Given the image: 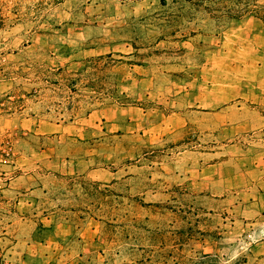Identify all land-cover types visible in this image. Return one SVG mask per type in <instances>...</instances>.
I'll list each match as a JSON object with an SVG mask.
<instances>
[{
    "label": "rangeland",
    "instance_id": "1",
    "mask_svg": "<svg viewBox=\"0 0 264 264\" xmlns=\"http://www.w3.org/2000/svg\"><path fill=\"white\" fill-rule=\"evenodd\" d=\"M262 63L264 0H0V264H264Z\"/></svg>",
    "mask_w": 264,
    "mask_h": 264
},
{
    "label": "crops",
    "instance_id": "2",
    "mask_svg": "<svg viewBox=\"0 0 264 264\" xmlns=\"http://www.w3.org/2000/svg\"><path fill=\"white\" fill-rule=\"evenodd\" d=\"M262 66L257 77H250V87L249 83L247 86L242 85L241 89L228 98L234 102L226 106L227 112L231 110L237 116L241 109L242 119L234 121L238 133L264 129V63ZM256 150L254 157L247 159L243 167L237 170L232 178L233 182L229 181L227 184V189L240 187L237 196L244 207L243 216L261 221L264 233V150Z\"/></svg>",
    "mask_w": 264,
    "mask_h": 264
},
{
    "label": "trees",
    "instance_id": "3",
    "mask_svg": "<svg viewBox=\"0 0 264 264\" xmlns=\"http://www.w3.org/2000/svg\"><path fill=\"white\" fill-rule=\"evenodd\" d=\"M228 12H229V15H230V16H232V15H231V14H233V13H232V10H231V9H229V11H228ZM234 14H236V16H237V15H239V13H234ZM233 16H235V15H233Z\"/></svg>",
    "mask_w": 264,
    "mask_h": 264
}]
</instances>
